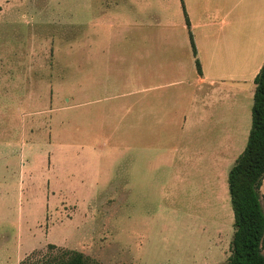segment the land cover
Wrapping results in <instances>:
<instances>
[{
  "label": "rangeland",
  "instance_id": "obj_1",
  "mask_svg": "<svg viewBox=\"0 0 264 264\" xmlns=\"http://www.w3.org/2000/svg\"><path fill=\"white\" fill-rule=\"evenodd\" d=\"M181 1L0 0V264L227 261L255 88L198 25L226 4Z\"/></svg>",
  "mask_w": 264,
  "mask_h": 264
},
{
  "label": "trees",
  "instance_id": "obj_2",
  "mask_svg": "<svg viewBox=\"0 0 264 264\" xmlns=\"http://www.w3.org/2000/svg\"><path fill=\"white\" fill-rule=\"evenodd\" d=\"M181 2L185 23L189 28L190 23L183 0ZM189 38L197 72L201 74L191 33ZM253 83L255 89L251 108V128L246 146L227 176L234 232L230 256L223 264H264V193L260 192L264 178V62ZM22 264H29V261ZM33 264H86V262L80 253L63 251L61 258L46 259Z\"/></svg>",
  "mask_w": 264,
  "mask_h": 264
},
{
  "label": "crops",
  "instance_id": "obj_3",
  "mask_svg": "<svg viewBox=\"0 0 264 264\" xmlns=\"http://www.w3.org/2000/svg\"><path fill=\"white\" fill-rule=\"evenodd\" d=\"M228 1L229 0H222L219 2L220 4L224 2L226 6H213V8H210L211 10L206 9L202 15L204 21L199 22L198 25L200 28H209V30L211 28L212 34L214 36L216 35L214 38V43L218 41V32L222 34L225 28L229 29V33L226 35L228 39L231 40V38L234 37V39L237 41H242L245 43L246 47L244 48L245 51L243 55L238 57L234 53L232 56L229 55L227 57V60L230 61L241 60L240 63H235L236 66L230 64L231 67H227L225 72L235 73L238 76L247 75L248 79L239 77L241 80L236 82H248L250 85H254L253 79L264 62V0H249V2L244 5H242V0L233 1L230 5H227ZM234 11L236 12L235 16L231 18L230 16L234 14ZM230 19L234 20L231 21ZM213 27H218L220 29L215 31L216 29H213ZM194 43H196V41H194ZM195 46L197 47V44ZM196 49L198 51V48ZM198 54L199 52L197 53V56ZM211 59L220 60L216 55H213ZM199 64L201 69V77L198 79V84L203 85L205 83L209 87L215 86L216 82L213 80L210 81L205 77L207 65L203 58L200 60ZM227 64L229 65V61ZM232 82H234V80ZM251 90L252 88L250 91Z\"/></svg>",
  "mask_w": 264,
  "mask_h": 264
}]
</instances>
